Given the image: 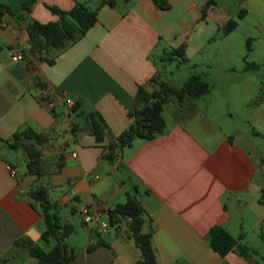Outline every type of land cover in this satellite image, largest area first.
Segmentation results:
<instances>
[{"label": "crops", "instance_id": "obj_1", "mask_svg": "<svg viewBox=\"0 0 264 264\" xmlns=\"http://www.w3.org/2000/svg\"><path fill=\"white\" fill-rule=\"evenodd\" d=\"M25 1L0 0L16 14L0 23V150L20 152L8 143L24 128L41 133L47 138L41 151L49 173L42 183L50 188L59 211L65 210L63 220L73 225L78 216L83 222L84 207L105 212L94 224L83 222L88 225L85 253L73 264L138 263L141 253L133 241L111 228L100 233L107 212L125 203L126 194L136 187L153 220L159 264H261L260 257L246 260L234 252L222 257L209 246L206 235L219 225L235 238L244 235V242L248 238L244 214L250 209L256 217L253 229L262 228V244L250 247L264 256V201L259 194L264 187V153L255 157L233 134L203 127L197 101L166 105L164 112L170 111L175 121L166 120L164 133L152 141L135 140L112 162L105 157L109 144L132 122L138 87L153 93L159 89L158 74L173 85L181 72L164 78L160 62L164 50L184 48L188 64L211 67L216 50L209 52L211 56L201 55L231 19L226 10L215 0L206 9L209 0H167L168 9L159 8L155 0L106 6L82 40L48 54L31 40L29 22H57L51 6L70 11L77 3L97 7L102 0H34L31 14L19 18ZM241 9L247 11L243 19H250L264 38V0H244ZM16 52L24 59L13 61ZM51 58L53 64L48 62ZM94 112L108 126L103 142L89 128L87 114ZM38 183L36 175L27 169L22 173L0 151V264H37L16 244L42 239L45 231L41 213L32 205L31 191ZM230 205L243 211L241 222L232 220Z\"/></svg>", "mask_w": 264, "mask_h": 264}, {"label": "trees", "instance_id": "obj_2", "mask_svg": "<svg viewBox=\"0 0 264 264\" xmlns=\"http://www.w3.org/2000/svg\"><path fill=\"white\" fill-rule=\"evenodd\" d=\"M133 0H102L97 7H91L84 3H77L70 11L58 7H49L50 11L58 17L57 22L41 23L31 20L27 31L31 40L41 51L48 54L54 49H66L82 40L86 34L98 23L99 12L103 7L119 8L127 6ZM156 5L162 9L170 7L167 0H155ZM212 3L207 2L205 9ZM35 4L34 0H27L20 6L21 15L19 18L28 17ZM203 9V15L205 13ZM16 16L15 12L6 5H0V23L4 18ZM247 15L245 9L239 11V18ZM238 27V22L230 19L224 31L230 34ZM252 38L248 39V50L251 51ZM50 64L54 59H48ZM160 62L164 65L175 63L174 73L182 71L188 66V59L184 48L170 49L164 51L160 56ZM258 65L247 63V70H257ZM159 89L148 93L144 86H139L136 94V108L130 113L132 119L129 127L122 132L113 143L109 144L105 157L114 161L122 152L133 145L137 139L152 141L166 131V119L164 107L173 105L181 107L185 101L195 102L203 98L211 91L210 84L200 75L193 74L180 88L169 82L161 80L160 74L155 77ZM261 99V97H260ZM78 106V104L76 105ZM89 128L98 142H103L107 134L108 126L103 117L98 113L87 114ZM47 142L41 133L32 128H24L13 136V143L8 146L15 151H22L27 157V173L36 175L38 183L31 191L32 205L39 210L45 224V231L42 233V240L46 243L53 242L49 250L43 249L35 242L23 239L17 242V246L25 249L28 254L37 261V264H73L77 254L74 248L69 247L65 239L75 233V227L67 223L60 215L56 201L51 197L50 188L42 183L47 177L48 165L42 158L41 148ZM264 162V159H263ZM62 163L57 164V170ZM139 188H134L133 193H127L126 202L117 204L107 212L109 228L115 231L117 236L133 241L139 249L141 256L137 264H159L153 247V235L155 227L152 218L147 214L145 207L138 198ZM264 201V187L261 190V199ZM244 235L235 238L223 226H213L206 235L209 246L219 255L226 256L234 252L240 257L249 260L253 257H260L261 264H264V256L242 243Z\"/></svg>", "mask_w": 264, "mask_h": 264}, {"label": "rangeland", "instance_id": "obj_3", "mask_svg": "<svg viewBox=\"0 0 264 264\" xmlns=\"http://www.w3.org/2000/svg\"><path fill=\"white\" fill-rule=\"evenodd\" d=\"M215 1L239 25L230 34H226L223 29L207 44L201 57L211 56L209 52L213 53L214 50L218 55L217 59L211 62L210 68H196L195 62H192L175 75L173 86L182 87L193 74L202 76L211 86V91L196 102L203 116L201 121L203 127L209 125L212 131L218 130L219 132L222 129L233 134L240 143L245 146L249 145L254 156L257 157L260 151L264 153V38L258 35V29L254 27L250 19L239 18V11L244 0ZM249 38H252L251 51L248 50ZM170 49L172 48L169 47L164 51ZM227 60L230 64L226 63ZM195 61L198 63L200 58ZM247 63L256 64L259 67L257 70H247ZM175 68V63L162 66V75L166 80L171 78ZM164 117L168 124L175 121L170 111H165ZM0 151L17 164L22 173L26 172V167L22 163L24 156L22 151L14 152L9 149ZM259 194L261 195V192ZM259 194L256 197H259ZM230 211L234 222L242 221L240 220L243 212L241 209L230 205ZM246 212L243 231L248 234V238L242 243L260 247L262 228L253 229L256 217L250 209H246ZM65 213L64 209L61 210V217H64ZM73 225L76 232L67 237L65 242L69 247H73L76 254L82 258L85 253L84 230L88 229V225H85L78 216ZM34 240L45 250L51 249L54 245L53 242L46 243L41 238Z\"/></svg>", "mask_w": 264, "mask_h": 264}, {"label": "built area", "instance_id": "obj_4", "mask_svg": "<svg viewBox=\"0 0 264 264\" xmlns=\"http://www.w3.org/2000/svg\"><path fill=\"white\" fill-rule=\"evenodd\" d=\"M23 59H24V54L22 52H16L12 56V60L15 62L21 61ZM67 103L71 107L74 106V103L70 100H68ZM8 170L11 172L13 176L17 175V172L11 166H8ZM104 213L105 212H103L102 210L100 211L92 207H84L81 210V216H82L83 222L86 224H94L100 221V219L104 216ZM108 229H109L108 221H102L100 223V233L105 234L108 232Z\"/></svg>", "mask_w": 264, "mask_h": 264}]
</instances>
